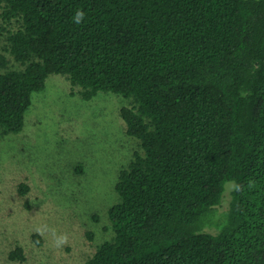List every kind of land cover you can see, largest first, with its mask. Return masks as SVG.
Masks as SVG:
<instances>
[{"label": "trees", "instance_id": "1", "mask_svg": "<svg viewBox=\"0 0 264 264\" xmlns=\"http://www.w3.org/2000/svg\"><path fill=\"white\" fill-rule=\"evenodd\" d=\"M0 7L17 24L8 51L24 65L0 72V140L22 130L32 93L53 73L84 100H130L119 114L141 149L119 169L112 236L85 264H264V0ZM230 181L228 208L213 221ZM9 258L23 261L21 247Z\"/></svg>", "mask_w": 264, "mask_h": 264}, {"label": "rangeland", "instance_id": "2", "mask_svg": "<svg viewBox=\"0 0 264 264\" xmlns=\"http://www.w3.org/2000/svg\"><path fill=\"white\" fill-rule=\"evenodd\" d=\"M16 27L0 16V72L24 67L8 51L7 31ZM79 88L50 74L32 93L22 130L0 140V264H85L112 236L107 209L117 199L118 172L141 147L119 114L129 99L99 92L84 100ZM231 184L213 221L228 208ZM59 235L67 242L57 247ZM16 247L23 261L9 258Z\"/></svg>", "mask_w": 264, "mask_h": 264}, {"label": "clouds", "instance_id": "3", "mask_svg": "<svg viewBox=\"0 0 264 264\" xmlns=\"http://www.w3.org/2000/svg\"><path fill=\"white\" fill-rule=\"evenodd\" d=\"M83 18V13L79 10H77L74 20L76 22H79ZM55 235V234H54ZM67 242V236L66 235H59L55 237V243L56 246L59 247L60 245L64 244Z\"/></svg>", "mask_w": 264, "mask_h": 264}]
</instances>
